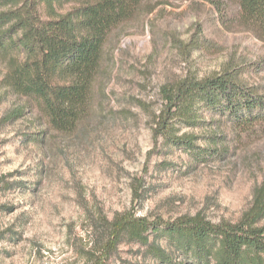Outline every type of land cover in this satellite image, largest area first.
Segmentation results:
<instances>
[{"label":"rangeland","instance_id":"1","mask_svg":"<svg viewBox=\"0 0 264 264\" xmlns=\"http://www.w3.org/2000/svg\"><path fill=\"white\" fill-rule=\"evenodd\" d=\"M73 5L61 1L57 9ZM228 67L264 88V40L244 23L239 0H148L112 31L95 109L74 135L62 136L33 99L3 85L0 56V186L11 184L0 187V264H92L125 212L241 219L264 191V125L240 132L229 118L207 115L212 126L185 129L198 136L203 150L194 152L155 144L150 128L164 85ZM19 107L21 117L3 121ZM127 235L103 264H162ZM149 241L170 246L162 229Z\"/></svg>","mask_w":264,"mask_h":264},{"label":"trees","instance_id":"2","mask_svg":"<svg viewBox=\"0 0 264 264\" xmlns=\"http://www.w3.org/2000/svg\"><path fill=\"white\" fill-rule=\"evenodd\" d=\"M61 1L74 5L62 13L57 9ZM147 1L0 0L9 6L0 10L3 85L33 99L52 130L74 135L95 109L96 82L112 31L138 14ZM239 9L246 26L264 40V0H239ZM161 93L162 107L149 114L155 144L203 150L196 146L198 136L185 129L212 126L215 120H206L210 114L229 118L240 132L264 125V88L248 84L236 67L205 77L187 75L164 85ZM24 111L19 107L3 121L17 119ZM208 137L218 143L217 134ZM263 217L264 191L236 222L214 223L199 216L149 220L125 212L113 222L92 264H103L116 253L126 234L147 245L162 264H264V223L259 224ZM161 229L169 238L168 248L149 241L150 231Z\"/></svg>","mask_w":264,"mask_h":264}]
</instances>
